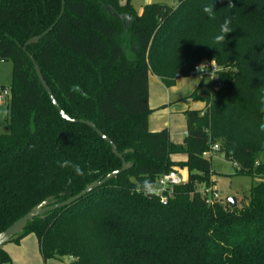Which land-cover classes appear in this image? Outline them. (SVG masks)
Instances as JSON below:
<instances>
[{"label": "trees", "instance_id": "trees-1", "mask_svg": "<svg viewBox=\"0 0 264 264\" xmlns=\"http://www.w3.org/2000/svg\"><path fill=\"white\" fill-rule=\"evenodd\" d=\"M62 1L0 0V60L13 64L10 132L0 134V232L45 199L65 201L122 167L83 119L132 166L36 217L15 242L34 234L45 260L68 264H264V180L240 207L208 204L198 190L214 183L213 154L204 155L214 143L237 175L264 173V0H175L146 4L141 14L131 0H64L63 13ZM225 19L232 31L217 43ZM30 55L75 121L53 104ZM203 59L220 67L218 87L202 97L203 109L185 111L182 142L167 128L150 131L149 75L170 87ZM176 153L186 160H172ZM175 167L187 168V180L163 202L158 178ZM10 261L0 246V264Z\"/></svg>", "mask_w": 264, "mask_h": 264}, {"label": "rangeland", "instance_id": "rangeland-1", "mask_svg": "<svg viewBox=\"0 0 264 264\" xmlns=\"http://www.w3.org/2000/svg\"><path fill=\"white\" fill-rule=\"evenodd\" d=\"M151 3H165L169 5L175 4V0H160L155 1ZM151 3H145L143 0H134L131 4L134 7L135 11L139 14L141 11V8L146 4ZM12 70H13V64L12 61H2L0 60V85L5 87H10L12 84ZM213 77L210 75H206L203 77V79H197L199 80L200 85L197 89H195L194 92H196L198 98L195 97H181V98H175L171 101L170 106H175V108H172L169 106V108L173 109L170 110L171 113H163L165 106H159L155 111H158V118L162 125H164V128L169 129V133L171 138L174 140L171 141L175 143H180L183 138V131H185L186 128V116H185V109H182V105L184 101L189 100L192 105L196 106L197 108H201L203 106V101L201 97H207L211 96L213 92ZM202 80V81H201ZM174 86V85H173ZM173 86L167 87L165 85V88H172ZM171 90V89H170ZM173 92V90H171ZM166 93L160 94L162 96H165ZM151 109V108H150ZM154 111L152 110L150 113L152 114ZM150 115V114H149ZM8 116V109H7V103L0 104V134H5L10 132V125L7 121ZM171 129V130H170ZM173 133V134H172ZM223 153L216 151L213 154L212 157V168H213V175L211 176V180L214 181L213 188L217 190L219 200L223 201L224 203L227 201L228 197H236L237 199V206L240 207L243 202H248L249 196H250V189L253 185L258 184L259 182L264 180V173L259 176H244V175H237V170L235 163L231 160L226 159L222 156ZM186 154L185 153H176L172 154L171 158L174 161H185L186 160ZM178 167H175V171H177ZM179 177L183 180L186 176L185 167H179ZM158 184L155 187V190L158 189ZM205 185L199 184L198 190H204ZM63 260L70 262L69 257H64Z\"/></svg>", "mask_w": 264, "mask_h": 264}, {"label": "crops", "instance_id": "crops-1", "mask_svg": "<svg viewBox=\"0 0 264 264\" xmlns=\"http://www.w3.org/2000/svg\"><path fill=\"white\" fill-rule=\"evenodd\" d=\"M155 1L158 2L160 0H143V2L145 3H151ZM125 2L126 0H120L121 4H124ZM132 2H134V0H132ZM142 9L143 7L141 8V11L139 12V14H141ZM197 79L200 80V79H203V77L188 76V77H182L176 80V83L174 84V86L170 88L171 90H173L172 92L170 89L165 88V84L160 80L159 77H157L154 74L149 75L148 101H149V106L151 108V111L152 110L154 111L152 114L150 113V115H148V128L150 131H158L164 128L163 127L164 125H162V123L160 122L158 118V115H159L158 111L156 112L155 110L159 108V106L164 105L166 109H164L163 113H167V111H168V114L171 113L170 110H173L169 108V106L171 105V101L174 100L175 98H181V97L187 98L188 96H190L192 92L195 89H197L198 86L200 85L199 80ZM213 88H214V84H213ZM164 93H166L165 96L160 95ZM195 98H198V96ZM181 105H182V109L184 108L185 111L187 109H197L198 110V109H203L205 107V102L203 101V106L201 108H197L195 105L193 106L189 100L184 101V103ZM175 106L173 107L170 106V107L175 108ZM185 133H186V128H185V131H183V137ZM171 139L174 140L173 138ZM222 156L224 157V154H222ZM177 169L178 170L176 172L178 174L179 167ZM185 171H186V176L183 179V181L187 180V177H188L187 168H185ZM2 248L9 254L11 258L10 262L4 263V264H68V262L63 259L45 260L41 255V252L39 250V243L34 234H29L23 237L19 242L12 241V242L6 243L2 246ZM71 260L72 259L70 258V261Z\"/></svg>", "mask_w": 264, "mask_h": 264}, {"label": "water", "instance_id": "water-1", "mask_svg": "<svg viewBox=\"0 0 264 264\" xmlns=\"http://www.w3.org/2000/svg\"><path fill=\"white\" fill-rule=\"evenodd\" d=\"M63 3V8H62V13L64 11V4L65 1H62ZM61 16V15H60ZM119 18H122V16H118ZM53 28L50 27L49 30H47L46 32H44L42 35H38V36H34L32 38H30L24 45V49L26 50L27 46L32 45V44H36L40 41V39L46 35L51 29ZM30 58L32 59L34 66H35V70L37 72V75L43 85V87L45 88L48 96L50 97L51 101L53 102V104L56 106V108L59 110L60 114L62 115L63 118H65L66 120L69 121H75L73 119H71L60 107V105L58 104L52 90L50 89V87L48 86L46 80L43 77V74L40 70L39 65L35 62L34 58L32 55H30ZM81 123H85L86 125L90 126L91 128H93L94 130H96V132L109 144H111L112 146V150L113 153L116 154L119 158L122 159V167L118 170H115L111 173H109L108 175H106L104 178L100 179V180H96L90 184H88L84 190H82L80 193L70 196L67 200L62 201V202H57L56 199H54L53 197H49L47 199H45L43 202L39 203L38 205L34 206L29 212H27L24 216H22L21 218H19L18 220H16L12 225H10L8 228H6L4 231L0 232V246H3L6 243L12 242L16 239H19L22 237L24 229L26 228V226L28 225L29 222H32L36 217H40L43 216L44 214L53 211L57 208L60 207H64L67 205L72 204L73 202L77 201L78 199L82 198L83 196L87 195L88 193H90L91 191H93L94 189L102 186L103 184H105L106 182L114 179L116 176H118L120 173L126 171L127 169H129L132 164L130 162H127L123 155L119 153L116 145L112 142V140L106 136L101 130H99L97 128V126L88 120H80ZM64 194H68L70 195V192L64 193ZM228 203L232 206V207H237V199L236 197H228L227 198Z\"/></svg>", "mask_w": 264, "mask_h": 264}, {"label": "built area", "instance_id": "built-area-1", "mask_svg": "<svg viewBox=\"0 0 264 264\" xmlns=\"http://www.w3.org/2000/svg\"><path fill=\"white\" fill-rule=\"evenodd\" d=\"M201 64L206 65L205 70L203 71H197V67ZM220 70V67L216 64L215 61L209 60V59H203L200 62H198L193 70L190 73V76H199L204 77L206 75L212 76L214 79L218 75V71ZM183 75L181 73L177 74L176 80L182 78ZM218 86H214V88H217ZM11 96V90L9 87L1 86L0 85V104L2 103H8ZM220 147L218 143H214L206 152H204L205 156H210L214 154V152L219 151ZM158 189L155 191L161 195V200L163 202L167 201V196L165 193H170L173 189V187L177 184H180L183 182V180L178 176L177 172L175 170H172L168 173H165L158 178ZM202 195L205 197L206 202L208 204H213L214 201L219 199L217 190L213 188V186L205 187L204 190H201Z\"/></svg>", "mask_w": 264, "mask_h": 264}, {"label": "clouds", "instance_id": "clouds-1", "mask_svg": "<svg viewBox=\"0 0 264 264\" xmlns=\"http://www.w3.org/2000/svg\"><path fill=\"white\" fill-rule=\"evenodd\" d=\"M213 8L214 6H205L204 7V12L207 13L209 16L213 15ZM230 23L231 21L229 19H225L224 23L220 26V34H218L215 37V41L217 43H224L225 42V36L226 34L230 33L232 30L230 28ZM206 65L201 64L197 67V71H203L205 70ZM261 131H264V124L261 125ZM71 162L70 161H64L60 166L61 167H67L69 166ZM75 170L77 174H82L79 165H75ZM144 190L146 191H151L152 190V185L149 181H145L143 185ZM139 190V186L138 189Z\"/></svg>", "mask_w": 264, "mask_h": 264}]
</instances>
